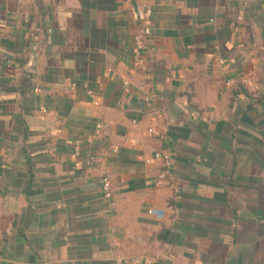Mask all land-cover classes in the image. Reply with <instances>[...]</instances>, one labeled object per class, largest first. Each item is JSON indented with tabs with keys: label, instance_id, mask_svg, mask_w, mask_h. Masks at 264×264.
<instances>
[{
	"label": "crops",
	"instance_id": "0c3cea01",
	"mask_svg": "<svg viewBox=\"0 0 264 264\" xmlns=\"http://www.w3.org/2000/svg\"><path fill=\"white\" fill-rule=\"evenodd\" d=\"M118 258L264 264V0H0V264Z\"/></svg>",
	"mask_w": 264,
	"mask_h": 264
},
{
	"label": "built area",
	"instance_id": "2783aa9c",
	"mask_svg": "<svg viewBox=\"0 0 264 264\" xmlns=\"http://www.w3.org/2000/svg\"><path fill=\"white\" fill-rule=\"evenodd\" d=\"M142 19H143V26L141 30V34L139 36V41L141 44L143 42H146L152 35V29H153V19H152V10L151 8H147L142 13ZM51 32L52 30L49 29ZM37 39V37H36ZM139 51H137L136 56L139 58ZM36 90H38V87H36ZM43 111H46V109H42ZM156 157H161L160 153L156 154ZM163 178V175L161 176ZM103 189L105 191L106 197H112V190H111V181L108 177L103 178ZM115 264H124L123 260L121 258H118L115 262Z\"/></svg>",
	"mask_w": 264,
	"mask_h": 264
}]
</instances>
